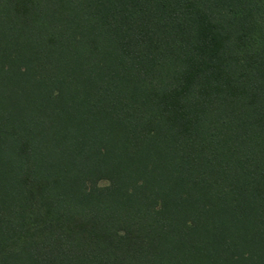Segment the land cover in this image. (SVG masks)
Wrapping results in <instances>:
<instances>
[{
    "label": "trees",
    "instance_id": "trees-1",
    "mask_svg": "<svg viewBox=\"0 0 264 264\" xmlns=\"http://www.w3.org/2000/svg\"><path fill=\"white\" fill-rule=\"evenodd\" d=\"M0 264H264V0H0Z\"/></svg>",
    "mask_w": 264,
    "mask_h": 264
},
{
    "label": "rangeland",
    "instance_id": "rangeland-1",
    "mask_svg": "<svg viewBox=\"0 0 264 264\" xmlns=\"http://www.w3.org/2000/svg\"><path fill=\"white\" fill-rule=\"evenodd\" d=\"M106 185H107V183L104 181L99 182V186H106Z\"/></svg>",
    "mask_w": 264,
    "mask_h": 264
}]
</instances>
